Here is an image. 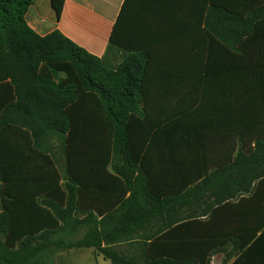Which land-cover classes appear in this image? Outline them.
Returning <instances> with one entry per match:
<instances>
[{"label": "trees", "instance_id": "trees-1", "mask_svg": "<svg viewBox=\"0 0 264 264\" xmlns=\"http://www.w3.org/2000/svg\"><path fill=\"white\" fill-rule=\"evenodd\" d=\"M33 2L0 0V264H55L72 249H93L111 264H211L236 243L235 200H259L260 232L264 142L209 166L185 108L146 126L144 75L158 66L151 49L117 38L121 16L98 58L58 30L33 31L26 21ZM64 2L51 0L57 19ZM197 25L198 37L238 52L263 49L264 0H212ZM113 51L124 53L116 64L107 58ZM185 66L173 64L174 75H185ZM238 240L244 250L251 239Z\"/></svg>", "mask_w": 264, "mask_h": 264}, {"label": "crops", "instance_id": "crops-1", "mask_svg": "<svg viewBox=\"0 0 264 264\" xmlns=\"http://www.w3.org/2000/svg\"><path fill=\"white\" fill-rule=\"evenodd\" d=\"M211 1L65 0L57 19L51 0H34L26 21L39 36L58 30L91 55L103 58L121 16L117 38L133 49H151V63L162 69L155 66L144 75L143 89L148 100L139 109L149 111L146 126H161L162 111L185 108L188 132L194 142L207 145V162L215 166L219 160L233 159L239 152L264 142V48L250 46L242 53L208 35L198 37V20L207 15ZM180 31L186 33L185 39L177 35ZM177 63H185V75H174L171 67ZM150 134L149 157L154 162L160 151L154 143L156 130ZM233 204L235 228L240 229L234 236L236 243L214 254L212 259L218 255L219 264H225L227 255L233 253L228 264L238 259L241 262L237 264H264V227L254 232L259 223V200H235ZM227 211L231 213L232 207L219 208V219L227 218ZM243 235L251 240L240 250L238 238ZM84 254L87 259L83 261L80 256ZM212 259L211 264H215ZM57 262L111 264L93 249L61 252Z\"/></svg>", "mask_w": 264, "mask_h": 264}, {"label": "rangeland", "instance_id": "rangeland-1", "mask_svg": "<svg viewBox=\"0 0 264 264\" xmlns=\"http://www.w3.org/2000/svg\"><path fill=\"white\" fill-rule=\"evenodd\" d=\"M122 56H123V55H122L121 52H119V51H113L111 54H109V55L107 56V58H108V61H109V62H111L112 64H116L117 61L120 60ZM55 145H56V143H55ZM59 172H60L61 176L64 175V163H63V161H61L60 164H59ZM80 258H82L83 261H84L85 259H87V256L84 254L82 257L80 256ZM212 261H213L215 264H219L220 261H221V257H219V256L217 255V256H215V257L212 259ZM57 264H58V262H57ZM84 264H86V263H84Z\"/></svg>", "mask_w": 264, "mask_h": 264}]
</instances>
